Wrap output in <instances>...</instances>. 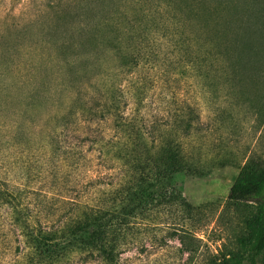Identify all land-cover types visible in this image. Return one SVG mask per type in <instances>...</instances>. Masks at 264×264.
Wrapping results in <instances>:
<instances>
[{
	"label": "rangeland",
	"instance_id": "374dc122",
	"mask_svg": "<svg viewBox=\"0 0 264 264\" xmlns=\"http://www.w3.org/2000/svg\"><path fill=\"white\" fill-rule=\"evenodd\" d=\"M130 1L128 40L120 22L114 33L102 26L88 46L93 32L84 34L102 16L101 0H0V99L26 97L38 116L67 114L50 131L36 119L15 138L7 134L8 118H0V184L24 188L48 226L68 216L71 200H95L113 181L116 163L91 140L109 142L115 131L111 118L87 122L73 110L83 103L99 108L106 90L100 82L111 78L120 115L154 139L177 132L185 154L206 170L200 178H174L192 212L176 203L136 223L118 264H207L235 252L246 234L252 204L227 199L236 175L264 171V0ZM175 14L188 20L185 28ZM182 28L209 43L210 53L216 45L223 63L187 66ZM117 46L127 48L115 52ZM11 84L21 96L8 94ZM22 252L0 207V264H13ZM69 264L100 263L77 256Z\"/></svg>",
	"mask_w": 264,
	"mask_h": 264
},
{
	"label": "trees",
	"instance_id": "16d2710c",
	"mask_svg": "<svg viewBox=\"0 0 264 264\" xmlns=\"http://www.w3.org/2000/svg\"><path fill=\"white\" fill-rule=\"evenodd\" d=\"M132 3L130 0L116 3L104 0L102 4L101 0L100 14H103L84 34L93 32L88 46L99 41L102 26L110 27V32L114 33L118 31L120 22L124 23L121 31L125 36L123 39L128 40L133 23L132 17L126 13L127 6L131 7ZM176 16L180 21L178 24L185 28L188 20L180 14ZM183 28V40L178 36L180 44L183 41L182 55L187 66L193 68L196 60L200 59L212 67L223 63L224 53L216 45L212 43L213 53H210L206 50L209 43L193 38ZM84 30L83 27L79 29ZM125 48L117 46L115 50L112 47L115 52ZM128 52L130 54L125 56L132 55L131 50ZM112 56L115 61V54L112 53ZM110 80L106 77L100 82L106 90L99 108H86V103H83L73 110V114L87 119V122L95 118H111L115 131L112 138L109 142H103L102 138L91 140V145L98 146L99 152L115 161L113 181L99 191L95 200H71L68 216L57 226H48L41 221L40 213L29 203L24 188L0 184V207L7 209L8 220L18 231L23 246L19 260L13 264H69L77 256L95 257L100 264H118L127 235L136 223L153 221L160 208L176 203L182 205L186 213L192 212V207L174 186V178L178 175L200 178L206 170L185 154L177 132L163 131L154 139L150 132L132 125L130 118L120 115L119 102L114 98L115 87L110 85ZM19 91L21 88L15 84L8 86V94L13 92L21 96ZM30 93L29 90L26 95ZM72 107L68 108L69 113ZM49 113L36 115L33 103H28L26 97L0 99V118H8L9 137L15 138L24 127L33 129L32 125H36L37 120L42 131L53 129L52 121L57 117L58 122L65 123L63 116L67 114L64 111L61 115L56 113L51 116ZM188 127L185 124L184 128ZM227 199L252 204L253 209L245 220L246 234L238 239L235 252L211 258L207 264H264V171L257 172L252 168L240 170L228 189Z\"/></svg>",
	"mask_w": 264,
	"mask_h": 264
}]
</instances>
